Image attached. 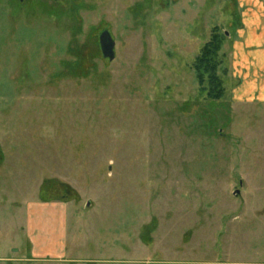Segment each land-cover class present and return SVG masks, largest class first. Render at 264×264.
Returning a JSON list of instances; mask_svg holds the SVG:
<instances>
[{
    "label": "rangeland",
    "instance_id": "obj_1",
    "mask_svg": "<svg viewBox=\"0 0 264 264\" xmlns=\"http://www.w3.org/2000/svg\"><path fill=\"white\" fill-rule=\"evenodd\" d=\"M55 2L0 0V258L22 260L0 264H264V103L234 94V1ZM215 35L218 100L194 68ZM47 202L66 253L29 261Z\"/></svg>",
    "mask_w": 264,
    "mask_h": 264
},
{
    "label": "crops",
    "instance_id": "obj_2",
    "mask_svg": "<svg viewBox=\"0 0 264 264\" xmlns=\"http://www.w3.org/2000/svg\"><path fill=\"white\" fill-rule=\"evenodd\" d=\"M240 27L231 45V73L240 99L264 103V0H233ZM58 204H28L23 231L29 261H58L66 253L65 216ZM0 260L22 261L15 258Z\"/></svg>",
    "mask_w": 264,
    "mask_h": 264
},
{
    "label": "trees",
    "instance_id": "obj_3",
    "mask_svg": "<svg viewBox=\"0 0 264 264\" xmlns=\"http://www.w3.org/2000/svg\"><path fill=\"white\" fill-rule=\"evenodd\" d=\"M220 42L216 35L212 36V40L202 47L194 63L199 90L206 92V96L212 100H218L223 92L220 88L219 78L215 74L217 65L215 59L218 58Z\"/></svg>",
    "mask_w": 264,
    "mask_h": 264
},
{
    "label": "water",
    "instance_id": "obj_4",
    "mask_svg": "<svg viewBox=\"0 0 264 264\" xmlns=\"http://www.w3.org/2000/svg\"><path fill=\"white\" fill-rule=\"evenodd\" d=\"M98 40L102 56L107 58L109 61H112L115 57V42L111 38L110 33L107 30L102 31L98 37ZM237 193L238 191L235 192V194Z\"/></svg>",
    "mask_w": 264,
    "mask_h": 264
},
{
    "label": "flooded vegetation",
    "instance_id": "obj_5",
    "mask_svg": "<svg viewBox=\"0 0 264 264\" xmlns=\"http://www.w3.org/2000/svg\"><path fill=\"white\" fill-rule=\"evenodd\" d=\"M20 4H24L26 1L29 2L30 0H17ZM51 1H56L58 2V0H51ZM55 2V3H56ZM99 41V40H98Z\"/></svg>",
    "mask_w": 264,
    "mask_h": 264
}]
</instances>
